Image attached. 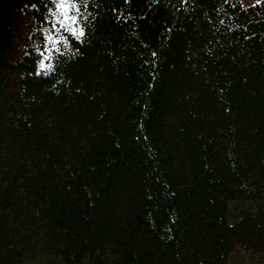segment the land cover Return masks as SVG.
Masks as SVG:
<instances>
[{
	"label": "trees",
	"instance_id": "16d2710c",
	"mask_svg": "<svg viewBox=\"0 0 264 264\" xmlns=\"http://www.w3.org/2000/svg\"><path fill=\"white\" fill-rule=\"evenodd\" d=\"M65 11L0 0V264H264V0Z\"/></svg>",
	"mask_w": 264,
	"mask_h": 264
},
{
	"label": "snow or ice",
	"instance_id": "6c2138e0",
	"mask_svg": "<svg viewBox=\"0 0 264 264\" xmlns=\"http://www.w3.org/2000/svg\"><path fill=\"white\" fill-rule=\"evenodd\" d=\"M55 7L67 8V11L61 13L65 20L68 21V24H61V27L67 33L65 37V45L72 43L75 44L77 42H82L86 37V28L87 24L85 21L87 20V15L82 11V8L86 5V0H54ZM79 24L80 27L76 28L73 25ZM51 39V37H49ZM78 51V49H77ZM40 72L38 75H49L52 71L51 65H46L43 60L38 65Z\"/></svg>",
	"mask_w": 264,
	"mask_h": 264
},
{
	"label": "rangeland",
	"instance_id": "374dc122",
	"mask_svg": "<svg viewBox=\"0 0 264 264\" xmlns=\"http://www.w3.org/2000/svg\"><path fill=\"white\" fill-rule=\"evenodd\" d=\"M258 1L260 0H241V5L247 6ZM234 255L233 264H260L262 262L259 254L244 249H237Z\"/></svg>",
	"mask_w": 264,
	"mask_h": 264
}]
</instances>
